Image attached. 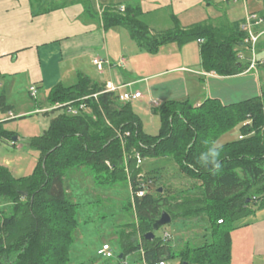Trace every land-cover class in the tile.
Returning a JSON list of instances; mask_svg holds the SVG:
<instances>
[{
    "label": "trees",
    "instance_id": "16d2710c",
    "mask_svg": "<svg viewBox=\"0 0 264 264\" xmlns=\"http://www.w3.org/2000/svg\"><path fill=\"white\" fill-rule=\"evenodd\" d=\"M117 9L103 12L104 26L127 28L148 53L157 54L168 44L203 39L201 56L207 71L235 75L246 68L239 57L245 39L242 31L230 33L226 28L197 24L187 29L176 25L154 35L142 21L138 6L128 5L123 13ZM105 88L84 76L74 85L54 86L47 98L50 107L72 103L78 108L85 104L87 109L71 114L65 106L46 112L52 113L49 127L27 142L39 155L28 176L15 177L0 165V201L10 204L6 211L0 205V264H71L79 203L68 198L65 180L68 170L83 168L99 185L113 187L121 182L132 189L136 220L119 232L120 264H127V257L135 253L139 259L133 264L177 258L180 264H232L235 223L264 209V93L229 105L214 98L199 106L189 100L165 101L154 110L161 126L153 135L145 131L132 102L121 101L118 93ZM0 107L4 113L12 109L5 91ZM5 122H0V139H12L15 132L5 130ZM236 128L239 137L221 144L218 171L198 163L197 157L208 145ZM138 155L143 160L173 158L182 173L199 183L195 193H168L160 183L162 168L146 170L143 163L138 164ZM133 205L130 200L129 206ZM163 211L171 215V224L179 220L188 226L195 218L201 220L203 234L174 244V235L165 230L171 234L166 240L164 233L158 235L154 229ZM150 232L152 239L146 237Z\"/></svg>",
    "mask_w": 264,
    "mask_h": 264
},
{
    "label": "crops",
    "instance_id": "0c3cea01",
    "mask_svg": "<svg viewBox=\"0 0 264 264\" xmlns=\"http://www.w3.org/2000/svg\"><path fill=\"white\" fill-rule=\"evenodd\" d=\"M123 5L138 6L142 21L154 35L176 25L187 29L197 24L246 35L243 23L248 14L264 18V0H0V84L12 106L9 112L2 113L0 121L15 120L8 119L10 113L16 117L32 112L26 107L17 112L10 102L16 85H20L19 90L26 87L28 94L31 86L37 87V98L29 94L35 110L50 106L47 98L54 86L74 85L80 76L103 85L111 82L124 86L119 93L141 91L142 97L131 102L142 119V113L149 119V123L143 119L145 131L148 124L160 129L161 120L158 127V113L154 110L165 101L189 100L199 106L214 98L229 105L264 93L260 69L247 71L250 54L245 42L239 50L246 64L243 72L219 75L211 71L212 75H199L186 70L209 72L203 66L198 41L183 46L168 44L159 53L151 54L138 46L127 28H106L103 12ZM257 30L262 32L258 56L264 59V26ZM94 58L104 60L106 70H98ZM138 74L145 77L131 79ZM51 114H42L43 131L49 127ZM8 142V146L21 149L18 136Z\"/></svg>",
    "mask_w": 264,
    "mask_h": 264
},
{
    "label": "rangeland",
    "instance_id": "374dc122",
    "mask_svg": "<svg viewBox=\"0 0 264 264\" xmlns=\"http://www.w3.org/2000/svg\"><path fill=\"white\" fill-rule=\"evenodd\" d=\"M195 45L198 46L196 43ZM257 51L260 52V43ZM106 66H104L105 70ZM260 71L264 80V67L260 68ZM120 72L122 73V71ZM139 77H145V74H138V76L131 79L135 80ZM19 86L16 85V89L10 95V102L17 108V112H19L20 107H26L32 112L28 115L16 117L13 113L8 114V119L15 118V120H6L3 128L15 132V136L19 137L21 149L16 150L13 146H8L7 138L0 139V165L13 169L15 177L28 176L35 170L39 156L38 151L30 148L27 142L31 137L40 135L43 132L42 114L45 113L42 110L50 108V106H44L34 110L31 107L34 101L29 97L27 88L19 90ZM2 90L3 86L0 84V95ZM35 112L38 114H35ZM2 113L0 107V118ZM141 115L149 123V119L144 113ZM156 118L158 126L160 123L159 115ZM146 132L155 135L159 132V128L148 124ZM239 134V129L236 128L223 135L217 141V144L221 145L237 139ZM143 166L146 170L162 168L159 171L160 183L165 185L168 193L179 195L183 190H193L194 192V187L199 184L182 173L179 165L171 157L148 158L143 160ZM68 171L65 180L68 198L79 203V228L76 231V241L71 247V264H120L118 256L122 252V247L119 241V232L122 226L136 220L132 189L121 182L113 187L99 185L94 182L93 177L88 173V168L70 169ZM130 200H132L133 206H129ZM0 205L5 211L10 206L9 203L3 201H0ZM180 222L178 220L174 224L159 229L157 234L163 235L165 230L170 231L176 239L172 240L174 244L177 241L183 243L192 237L199 238L203 234L204 224L201 220L195 218L191 223L190 221L187 222L190 223L188 226L191 225L192 228L187 225L183 226ZM177 224L178 226H176ZM232 235L234 254L232 264H264V209H260L255 214L237 221ZM106 243L111 246L114 255L109 259L98 255L97 252ZM197 243H199V239ZM136 259H139L138 253L128 256L127 264L137 262L134 261ZM169 262L170 264H180V259L177 258Z\"/></svg>",
    "mask_w": 264,
    "mask_h": 264
},
{
    "label": "built area",
    "instance_id": "2783aa9c",
    "mask_svg": "<svg viewBox=\"0 0 264 264\" xmlns=\"http://www.w3.org/2000/svg\"><path fill=\"white\" fill-rule=\"evenodd\" d=\"M117 10L119 12L123 13L126 10V6L125 5L119 6V8ZM261 25L264 26V18L261 16H258L256 14H248L245 18L244 23H243V30L246 33L244 42L248 45V50H249V54H250L249 65L247 68L248 72H258V70L261 67H264V59H261L258 56V51H257V47L259 45L260 37L262 34V32L258 31L257 28L260 27ZM198 42L200 44H203L204 40L200 39ZM239 57L243 58L244 56L242 54H239ZM93 63H94V65H96L98 70H100V71L103 70L104 64H105L104 60L99 59V58H94ZM186 70L194 72V73L199 74V75H203V76L212 75V72H204V71L190 70V69H186ZM122 87H124V86H121V85L119 86V85H116V84L109 82L106 85L105 90L107 92L118 93L120 95V100L123 102H128V101L131 102L135 99H139L142 97L141 91L119 93V91ZM30 93L33 97L37 96L38 90H37L36 86L33 85L30 87ZM65 106H67L69 108V112L71 114H78L80 109L81 110L87 109L85 104H81V106L78 108V107L74 106L72 103H64V104L58 103L55 106L50 107L48 109H43L42 111H44V113H45V112L51 111L55 108H60V107H65ZM137 161H138L139 165H141L143 163V159L139 155L137 156ZM139 195H143V193L141 192V193H139ZM164 237L167 240V238H169V237L171 238V234L168 232H165ZM98 253L100 255L108 257V258L113 256V253L111 251V246L107 243L103 244V246L99 249ZM156 264H168V263L165 261H160Z\"/></svg>",
    "mask_w": 264,
    "mask_h": 264
},
{
    "label": "clouds",
    "instance_id": "9594fccd",
    "mask_svg": "<svg viewBox=\"0 0 264 264\" xmlns=\"http://www.w3.org/2000/svg\"><path fill=\"white\" fill-rule=\"evenodd\" d=\"M222 145L212 142L197 157V161L205 168H209L213 172L218 171L221 167Z\"/></svg>",
    "mask_w": 264,
    "mask_h": 264
},
{
    "label": "water",
    "instance_id": "95a60500",
    "mask_svg": "<svg viewBox=\"0 0 264 264\" xmlns=\"http://www.w3.org/2000/svg\"><path fill=\"white\" fill-rule=\"evenodd\" d=\"M14 140H17L16 136L14 137ZM159 191L163 192V188L162 187L159 188ZM172 221L173 220H172L171 215L167 211H163L161 217L155 222L154 229L158 231L161 227L171 224ZM146 237L149 239H152L154 237V233L150 232L146 234ZM119 257L122 258L123 254H120Z\"/></svg>",
    "mask_w": 264,
    "mask_h": 264
},
{
    "label": "bare ground",
    "instance_id": "6f19581e",
    "mask_svg": "<svg viewBox=\"0 0 264 264\" xmlns=\"http://www.w3.org/2000/svg\"><path fill=\"white\" fill-rule=\"evenodd\" d=\"M221 222V221H220Z\"/></svg>",
    "mask_w": 264,
    "mask_h": 264
}]
</instances>
